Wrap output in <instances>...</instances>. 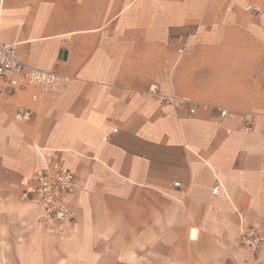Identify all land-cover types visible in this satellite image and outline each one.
Listing matches in <instances>:
<instances>
[{"label": "crops", "instance_id": "0c3cea01", "mask_svg": "<svg viewBox=\"0 0 264 264\" xmlns=\"http://www.w3.org/2000/svg\"><path fill=\"white\" fill-rule=\"evenodd\" d=\"M0 42L72 76L0 91V264H264L241 242L264 235V5L0 0ZM45 158L76 175L70 221L24 196Z\"/></svg>", "mask_w": 264, "mask_h": 264}, {"label": "built area", "instance_id": "2783aa9c", "mask_svg": "<svg viewBox=\"0 0 264 264\" xmlns=\"http://www.w3.org/2000/svg\"><path fill=\"white\" fill-rule=\"evenodd\" d=\"M72 80V76L52 70L34 67L23 61L18 55L15 44L0 42V91L13 94L18 91L33 90L31 99L38 101L41 95L62 89ZM149 92L159 94L158 85L152 84ZM165 102L182 104V99L174 95H160ZM194 111V109H192ZM225 113V111H223ZM33 114V109L19 106L16 111L18 120H28ZM76 185V175L73 170L57 160L44 159V167L38 174L36 184L31 191L24 193L25 197L35 200L43 209L44 219L57 222L72 219L69 194ZM221 184L214 188L218 193ZM241 242L253 251H257L264 243V235L255 227H245L241 234Z\"/></svg>", "mask_w": 264, "mask_h": 264}, {"label": "rangeland", "instance_id": "374dc122", "mask_svg": "<svg viewBox=\"0 0 264 264\" xmlns=\"http://www.w3.org/2000/svg\"><path fill=\"white\" fill-rule=\"evenodd\" d=\"M246 1L257 4V5H264V0H246ZM253 11H256V9L253 8Z\"/></svg>", "mask_w": 264, "mask_h": 264}]
</instances>
